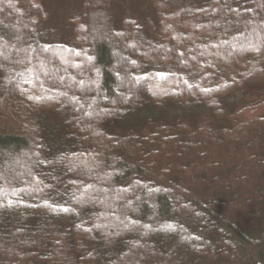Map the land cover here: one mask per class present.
<instances>
[{
    "label": "trees",
    "instance_id": "trees-1",
    "mask_svg": "<svg viewBox=\"0 0 264 264\" xmlns=\"http://www.w3.org/2000/svg\"><path fill=\"white\" fill-rule=\"evenodd\" d=\"M129 8L0 0V264H264V0Z\"/></svg>",
    "mask_w": 264,
    "mask_h": 264
},
{
    "label": "rangeland",
    "instance_id": "rangeland-1",
    "mask_svg": "<svg viewBox=\"0 0 264 264\" xmlns=\"http://www.w3.org/2000/svg\"><path fill=\"white\" fill-rule=\"evenodd\" d=\"M47 4H49L52 8H55L56 10H58V14L60 15H65L69 12L70 9V1L71 0H44ZM125 7L127 9L126 13L130 14L131 12V8H129L131 6V0H116V9L117 10H121L122 7ZM56 12V13H57ZM92 23L90 25L91 29L96 31L95 34L98 37H103V36H107V32L104 31L102 23L103 20L101 19V16H98V18L94 17L92 20ZM121 36H112L110 35V40L111 42H113L114 45V51L117 54H120L122 52L126 53V48H127V44H125L121 39ZM122 88V87H121ZM121 88H118V90H121ZM123 89V88H122ZM10 158V163H8V166L11 165L12 162H19L22 159L18 158V157H9Z\"/></svg>",
    "mask_w": 264,
    "mask_h": 264
}]
</instances>
